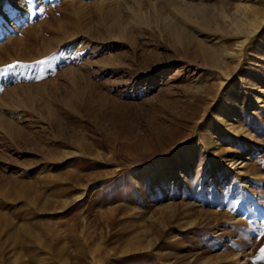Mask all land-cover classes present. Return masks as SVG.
<instances>
[{
	"label": "rangeland",
	"instance_id": "obj_1",
	"mask_svg": "<svg viewBox=\"0 0 264 264\" xmlns=\"http://www.w3.org/2000/svg\"><path fill=\"white\" fill-rule=\"evenodd\" d=\"M243 4L0 0V264H264V27L235 33ZM218 48L236 57L203 61Z\"/></svg>",
	"mask_w": 264,
	"mask_h": 264
},
{
	"label": "bare ground",
	"instance_id": "obj_2",
	"mask_svg": "<svg viewBox=\"0 0 264 264\" xmlns=\"http://www.w3.org/2000/svg\"><path fill=\"white\" fill-rule=\"evenodd\" d=\"M242 1L244 2V4L241 7L239 6V9L237 10V11H239V18L240 19H238L237 21L235 20L234 30H235V33L237 35L241 34L242 36L245 37L244 39L248 40L250 36L254 37L264 27V16L259 17L258 14H257L258 15L257 16L254 12H252L250 10V7L248 4L251 0H242ZM174 10H175L176 14H178L182 17L181 20H183V21L187 20V22H191L190 21L191 18L188 17L186 10H181V9H174ZM174 36L176 38V41L180 42L179 32H176ZM220 56L221 57L224 56L226 58H235L236 54L235 55L233 53L228 54V53H226L225 50H223V48L222 49L218 48L210 56H208L207 54L206 55L204 54L203 61L205 60L208 64L216 66L219 62L218 60L220 59V58L218 59V57H220ZM207 66H209V65H207ZM205 129H206L207 133H209V131L211 130L209 123H206ZM187 162L188 161H186V163ZM229 166L231 167L232 165H229ZM184 170H185V168H184ZM148 171L149 170L141 169V170H139L138 176L144 177V176L149 175V177H152L155 175V172H148Z\"/></svg>",
	"mask_w": 264,
	"mask_h": 264
},
{
	"label": "snow or ice",
	"instance_id": "obj_3",
	"mask_svg": "<svg viewBox=\"0 0 264 264\" xmlns=\"http://www.w3.org/2000/svg\"><path fill=\"white\" fill-rule=\"evenodd\" d=\"M41 11H42V9H41ZM38 64H45V63H47V61H44V60H41V61H38L37 62ZM20 67H31V65H19ZM17 67V65H9V68H16ZM4 71H7V69H5ZM0 74H2V73H0ZM262 251H264V249H262Z\"/></svg>",
	"mask_w": 264,
	"mask_h": 264
}]
</instances>
